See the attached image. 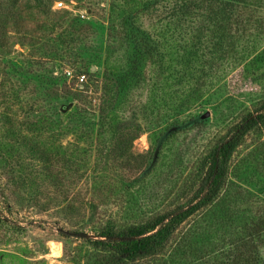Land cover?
Returning a JSON list of instances; mask_svg holds the SVG:
<instances>
[{
  "label": "rangeland",
  "instance_id": "1",
  "mask_svg": "<svg viewBox=\"0 0 264 264\" xmlns=\"http://www.w3.org/2000/svg\"><path fill=\"white\" fill-rule=\"evenodd\" d=\"M2 1L0 264L101 259L104 252L90 243L101 230L143 223L191 199L195 164L264 102V34L242 22L254 14L264 19L263 6L234 10L241 21L222 22L218 33L206 26L213 35L203 46L195 29L204 22L184 26L179 0H43L49 11L34 0ZM166 24L176 27L170 37L159 28ZM77 25L91 26L79 42L72 36ZM151 34L159 53L176 56L182 44L187 66L184 78L158 79L157 104L146 82L157 80ZM101 108L139 133L118 135L120 148L102 141ZM184 236H191L187 249ZM205 258L264 264V127L247 133L234 151L214 202L180 225L163 255L137 264Z\"/></svg>",
  "mask_w": 264,
  "mask_h": 264
},
{
  "label": "trees",
  "instance_id": "2",
  "mask_svg": "<svg viewBox=\"0 0 264 264\" xmlns=\"http://www.w3.org/2000/svg\"><path fill=\"white\" fill-rule=\"evenodd\" d=\"M34 2L36 3V7H44L48 11L50 10L49 7L42 4L43 0H34ZM2 3H0V9H7L6 7H3L5 3L3 1ZM178 3L179 10L177 11L182 16L183 20L186 21H183L184 26L188 27L191 26V24L193 25V21L197 19H201L204 22V26L201 30L198 28L195 29L201 33V37L199 38V42L197 44L203 46L204 44H208L209 36L211 37L213 35L212 33H207L206 26H211L210 32L218 33L221 29L222 22L226 23L231 21L239 23L241 21V19L238 21L237 18H233L232 13H234V10L252 7L251 9H253V11L260 12V10H256V7H264V0H195L194 7L196 10L191 9L189 0H179ZM54 13V16H56L58 12ZM77 15L81 17L80 14H75L77 18H79ZM261 20L264 19H261L258 14H254L253 17L242 19V22L251 23L254 30L257 32V35L260 36V32L264 34V28L262 27L264 21L261 22ZM180 23L182 22L180 21ZM256 25L261 30H259ZM171 26L166 24L164 26L160 25L159 28L163 27L162 31L169 33L168 36L170 37V32L176 29L174 25ZM90 27L91 26L89 25L88 30ZM93 28H95L94 25ZM120 28L121 30L123 29L122 26ZM88 30L83 26L79 27L77 25L76 30H74L75 32H72V36L74 33L75 38L79 42L81 34L86 33ZM220 33L217 34L218 38H221ZM72 36L66 37L65 43L67 45L69 41H71ZM152 36L157 35L151 34L152 41L148 48L149 50L152 49L156 54V58L153 60L152 68L157 76V80H150L149 78L146 82L151 100L153 103L157 104L163 100V93H161L162 88L157 85L158 79L162 77L165 83H171L172 81L181 79L182 77L184 78L187 66L183 63L182 59L183 56L181 52H185V47H183L182 44L179 47V53L175 52L176 56H174L170 50L165 54L159 53V49L156 48L157 42ZM163 43L164 45L167 44L165 41ZM172 46V43H169L166 47L170 48ZM188 48L189 50H195L192 46H189ZM124 71L127 72L129 69L127 68ZM165 73H167V75ZM110 76H112V74L109 72L107 81H112ZM132 78L133 77H130L127 81L132 83ZM150 108L152 110L160 107ZM68 109L69 108L62 107L61 111L64 112ZM159 113L160 110L158 109L157 114ZM99 114V124L101 128L99 135L104 138L102 141L108 139L120 148L119 143L114 142H118V135L123 136L130 132L134 133V136L132 134L131 137L134 139L136 137L135 135L139 133L131 121H122L118 114H115L112 111H105L102 109ZM158 120L163 121L162 118L155 117V121L157 122ZM263 127L264 102L256 108L254 113L246 114L237 124L231 126L227 131V134L220 138V140L206 153L204 158H202L198 164H195V167L193 168L195 176L192 175V177H194L192 185L197 187L191 199L181 204L179 207H175L173 210L156 214L151 219L143 223L130 224L115 230L112 228L101 230L97 235V239L91 240L90 243H92L99 251L104 252V254L101 259L87 264H137V262L141 260H150L163 255L167 247H170L172 238L180 225L212 204L220 194L221 190L225 187L229 175L230 159L234 151L242 143L245 135L253 130L261 129ZM193 186L190 185L189 190ZM189 237H182L183 243L181 249H183V246L185 249L190 247L189 245H191V242L186 241ZM173 251L175 252V250ZM202 261L204 262L203 264H210V260L207 261L206 258ZM173 264H178V262L174 261ZM199 264L202 263L200 262Z\"/></svg>",
  "mask_w": 264,
  "mask_h": 264
},
{
  "label": "built area",
  "instance_id": "3",
  "mask_svg": "<svg viewBox=\"0 0 264 264\" xmlns=\"http://www.w3.org/2000/svg\"><path fill=\"white\" fill-rule=\"evenodd\" d=\"M58 5H59V6H62V3L59 2ZM65 73H66L67 77H69V78L72 77V74H71L70 71L66 70ZM84 80H85V76H84V75H80V76L78 77V81H79V82H83Z\"/></svg>",
  "mask_w": 264,
  "mask_h": 264
},
{
  "label": "water",
  "instance_id": "4",
  "mask_svg": "<svg viewBox=\"0 0 264 264\" xmlns=\"http://www.w3.org/2000/svg\"><path fill=\"white\" fill-rule=\"evenodd\" d=\"M75 235H77L79 237H85V234H83V233H79V234H75Z\"/></svg>",
  "mask_w": 264,
  "mask_h": 264
}]
</instances>
